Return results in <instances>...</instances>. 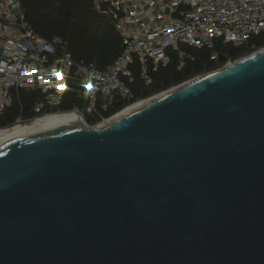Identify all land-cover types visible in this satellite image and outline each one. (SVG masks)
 <instances>
[{"label": "water", "instance_id": "obj_1", "mask_svg": "<svg viewBox=\"0 0 264 264\" xmlns=\"http://www.w3.org/2000/svg\"><path fill=\"white\" fill-rule=\"evenodd\" d=\"M0 264H264V48L1 144Z\"/></svg>", "mask_w": 264, "mask_h": 264}, {"label": "built area", "instance_id": "obj_2", "mask_svg": "<svg viewBox=\"0 0 264 264\" xmlns=\"http://www.w3.org/2000/svg\"><path fill=\"white\" fill-rule=\"evenodd\" d=\"M91 1L121 40L119 55L102 67L75 61L61 37L48 40L38 35L27 22L20 0H0V117L22 91L40 94L32 117L21 113L13 125L0 130L66 112L76 113L86 125L100 126L127 107L151 98L132 101L134 94L126 81H134L130 66L135 58L140 61L141 79L150 84V70L171 62L169 50L178 51L183 58V45L214 49L215 41L222 39L238 46L264 32V0ZM72 75L81 82L80 97L85 103L66 110L63 96ZM116 94L131 101L108 115Z\"/></svg>", "mask_w": 264, "mask_h": 264}, {"label": "trees", "instance_id": "obj_3", "mask_svg": "<svg viewBox=\"0 0 264 264\" xmlns=\"http://www.w3.org/2000/svg\"><path fill=\"white\" fill-rule=\"evenodd\" d=\"M26 20L41 37L51 40L55 36L67 42V51L75 61H86L100 67L113 62L119 55L120 36L103 15L93 8L91 0H20ZM264 48V32L249 37L244 44L235 46L215 41L214 49L194 48L183 45L185 52L182 58L178 51L169 50L171 62L160 66L156 71L150 70L153 81L146 84L140 76V61L135 58L130 66L134 81L127 82L134 94L132 101L147 98L177 86L195 76L205 74L223 67L231 61L245 57ZM217 54L212 59L211 55ZM82 85L79 78L72 75L64 91L62 108L69 110L75 105L83 106L85 101L80 97ZM116 100L110 105L108 115L122 110L131 100L123 99L116 94ZM40 94L24 90L18 101L7 108L0 117V128L11 126L22 113L33 116V107ZM91 120V118H89Z\"/></svg>", "mask_w": 264, "mask_h": 264}, {"label": "bare ground", "instance_id": "obj_4", "mask_svg": "<svg viewBox=\"0 0 264 264\" xmlns=\"http://www.w3.org/2000/svg\"><path fill=\"white\" fill-rule=\"evenodd\" d=\"M147 100H144V101H147ZM144 101H140L138 103H135V104L127 107L123 111H125V110H127V109H129V108H131L137 104H140ZM122 112H120V113H122ZM120 113H118L117 115H119ZM72 123H84V122L82 121V118L74 112H66V113H59L56 115L45 116V117L39 118V119H37V120L33 121L32 123L25 125V126L24 125H17V126L10 128V129L0 130V145L3 143H6L8 141L17 139L19 137L28 135L30 133L39 131V130L55 128V127H59V126L67 125V124H72Z\"/></svg>", "mask_w": 264, "mask_h": 264}, {"label": "rangeland", "instance_id": "obj_5", "mask_svg": "<svg viewBox=\"0 0 264 264\" xmlns=\"http://www.w3.org/2000/svg\"><path fill=\"white\" fill-rule=\"evenodd\" d=\"M258 51V50H257ZM256 52V51H255ZM254 53V52H253ZM248 56V55H247ZM246 57V56H245ZM243 58V57H242ZM242 58H239V59H242ZM239 59H236V60H234V61H237V60H239ZM234 61H231V63H233ZM230 63V62H229ZM227 65V64H226ZM225 66V65H224ZM220 68H222V67H220ZM211 72V71H210ZM208 73V72H207ZM206 74V73H205ZM203 74H201V75H198V76H195V77H193L192 79H194V78H196V77H199V76H202ZM192 79H189V80H192ZM189 80H187V81H189ZM186 82V81H185ZM174 87V86H173ZM173 87H171V88H173ZM170 89V88H169ZM161 93V92H160ZM159 94V93H158ZM155 95H157V94H154V95H152L151 97H154Z\"/></svg>", "mask_w": 264, "mask_h": 264}]
</instances>
